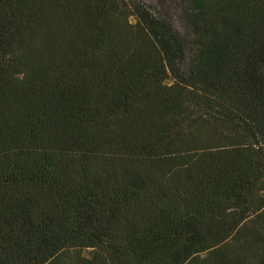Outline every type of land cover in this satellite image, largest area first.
<instances>
[{"label":"trees","instance_id":"obj_1","mask_svg":"<svg viewBox=\"0 0 264 264\" xmlns=\"http://www.w3.org/2000/svg\"><path fill=\"white\" fill-rule=\"evenodd\" d=\"M184 12L0 0V264H264V0Z\"/></svg>","mask_w":264,"mask_h":264},{"label":"rangeland","instance_id":"obj_2","mask_svg":"<svg viewBox=\"0 0 264 264\" xmlns=\"http://www.w3.org/2000/svg\"><path fill=\"white\" fill-rule=\"evenodd\" d=\"M141 2L150 7L155 15L169 21L181 34L182 43L186 52L185 63L191 61L193 55V28L189 24L184 12V0H132ZM134 21L137 18H133ZM173 81V79H171Z\"/></svg>","mask_w":264,"mask_h":264}]
</instances>
